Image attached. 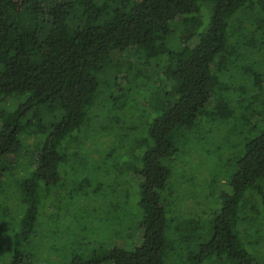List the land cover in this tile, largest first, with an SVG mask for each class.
Returning <instances> with one entry per match:
<instances>
[{
    "label": "trees",
    "instance_id": "16d2710c",
    "mask_svg": "<svg viewBox=\"0 0 264 264\" xmlns=\"http://www.w3.org/2000/svg\"><path fill=\"white\" fill-rule=\"evenodd\" d=\"M207 124H227L237 142L231 191L193 245V211L174 214L167 194ZM95 125L112 138L99 156L84 151ZM80 168L117 173L115 213L81 220L113 242L78 246L67 264H264V0H0V179L23 172L18 202L0 212L16 232L7 264H33L24 241H53L39 223L41 209L57 210L48 197L87 200L98 178H72Z\"/></svg>",
    "mask_w": 264,
    "mask_h": 264
},
{
    "label": "rangeland",
    "instance_id": "374dc122",
    "mask_svg": "<svg viewBox=\"0 0 264 264\" xmlns=\"http://www.w3.org/2000/svg\"><path fill=\"white\" fill-rule=\"evenodd\" d=\"M137 107L138 104L135 105V109ZM209 124L205 128L200 129L198 134L192 135L190 138L192 140L190 146H195V148L181 154L177 159L176 164L179 167L175 171V175L173 174L172 176V178L174 177L173 190L167 194L168 207L175 212L174 214H182V219L193 218L190 217V212L193 211V216L199 223L196 228L191 226L194 228L192 235L194 234L195 236V239L190 242L193 245L196 239L200 244L207 241L204 233V229L207 227L205 224L209 223V220L214 216L216 207L220 205L218 204V201L221 202L220 193L231 191V188L227 184L228 174L232 170L228 164V160L233 158L235 154V149L232 145L237 140L231 137L232 131L231 135L227 136V132H225L229 128L227 124L220 126L222 132H218L216 127L214 131H210L209 127L211 125ZM92 129L97 133L88 140V143L84 146V151L92 152L94 156H99L101 150H108V145L112 138H110V135L101 134L96 125L92 126ZM190 152L192 153L188 155ZM7 159L11 163L9 165H13L15 162L13 154L9 155ZM102 167L104 170V166ZM113 172L115 174H112V179H107L103 171L94 172V170H84L83 168L71 174L74 179L77 176L82 179L83 177H87V175L89 178H98L94 183L90 179L88 190L91 193L88 195L87 200H82L83 196L80 198L75 196L74 199H69L67 196L62 197L59 192H55L53 198L51 196L48 197L52 201L51 205H55L57 210L53 212L50 208L41 209L39 223L43 224V228H41L42 234H49L53 241L49 242L44 236L42 238L36 235L34 239L30 238L21 245V248L30 257L33 256L31 257L33 258V264H67L74 253L80 252L79 249H76L78 246L82 247L81 249L85 254H93L102 248L103 250L106 249L113 242V231L105 230L99 236H93L95 232L94 226L85 228L81 224V220L83 219H94L100 212L101 207L103 208V214L105 211H108L109 214L115 213L113 206L117 202V173L116 171ZM5 175V179H0V212L4 211L3 209L8 203L13 204L14 201L18 202L21 196L18 181L23 177H20V175H23V172L9 169V172L5 173ZM130 179L135 183L137 181L136 175L133 174ZM122 181H124V176L119 179L121 183L120 188L123 189L124 184L122 185ZM131 184L129 185L130 193L124 199L132 202L130 205L134 211L135 200H137L138 195L136 197L132 191H135L136 185ZM82 192H86V186ZM63 193L69 192L65 188ZM197 209L198 211L195 214ZM205 210L208 212L204 214ZM136 220L134 216L131 220L128 219L123 234L134 231L133 227L130 226H135ZM174 223L176 222L174 221ZM11 225L9 217H0V264H7L14 253L15 244L13 236L16 232L13 233L10 230ZM58 233L59 237H57ZM122 237H119V240H117V237L114 239L119 246H125L126 244L125 238L120 239ZM74 243L76 244L74 245ZM44 246L47 250H44ZM175 257L178 258L177 256ZM37 258H40L39 261H36ZM201 264L228 263L223 257H212Z\"/></svg>",
    "mask_w": 264,
    "mask_h": 264
}]
</instances>
